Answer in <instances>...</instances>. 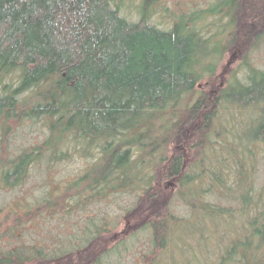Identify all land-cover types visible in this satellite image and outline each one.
<instances>
[{"label": "trees", "instance_id": "obj_1", "mask_svg": "<svg viewBox=\"0 0 264 264\" xmlns=\"http://www.w3.org/2000/svg\"><path fill=\"white\" fill-rule=\"evenodd\" d=\"M159 1L140 0V17L131 20L119 0H0V191H20L34 175L44 184L32 199L17 193L0 205V244L43 212L132 192L141 196L136 208L146 214L137 218L153 244L179 249L183 259L168 264L200 260L208 225L222 249L213 264H264V183L255 186L254 162L255 152H264V70L251 66V81L236 82L237 89L217 84L224 53L264 37V0H215L174 12L167 26L151 20ZM253 21L257 35L248 26ZM221 23L225 29L213 32ZM24 127L42 129L43 139L13 149L10 141ZM177 143L204 146L208 162H221L212 175L232 200L178 217L179 232L165 208L170 196L159 186L167 178L181 185L188 176ZM209 147L218 150L211 155ZM89 152L88 165L64 177L62 163ZM201 172L196 182L206 180L205 166ZM102 218L87 223L83 244L58 254L42 244L0 246V264H84L76 252L95 242L98 259L109 246V221ZM195 231L204 243L191 240ZM172 241L178 244L170 248Z\"/></svg>", "mask_w": 264, "mask_h": 264}, {"label": "rangeland", "instance_id": "obj_2", "mask_svg": "<svg viewBox=\"0 0 264 264\" xmlns=\"http://www.w3.org/2000/svg\"><path fill=\"white\" fill-rule=\"evenodd\" d=\"M139 1L140 0H119V3L121 2L122 13L131 20L138 19L140 17L139 5L141 4ZM214 1L215 0H160L151 14V20L167 26L174 12L198 11L200 8L210 6ZM223 22L224 21H222V23ZM248 26L255 31L254 33L256 35L261 32V29L254 23V21L251 24H248ZM223 28L225 29L224 25H213L212 30L216 33ZM244 40L246 39L244 38ZM247 40H249V38ZM253 43L254 41L247 46L246 50H243L242 47L236 46L224 53L223 62L218 68L219 74L217 84H219L220 88L233 90L237 89L236 82L249 83L251 81L249 78L250 72L251 69H253L250 68L251 66L259 70H264V37L259 39L254 45ZM242 45L245 47L244 43ZM254 74L257 78L260 77L258 72H255ZM200 85L202 86V84ZM248 118H250L249 115L244 117V119ZM239 119L243 120V117ZM224 123H226V128H231L233 125L232 120L229 119L228 121V119L226 120V117ZM239 125V127H241L239 130L242 131V125ZM251 126L255 128L256 124L254 123ZM26 128L27 127L20 128L10 141L13 149H21L42 141V129L37 130L35 127V131H33L34 127L32 129ZM248 129L243 130V132L251 138L254 130L252 129L248 131ZM186 134L190 136V130H187ZM179 145H183L185 151H178L183 150L177 148ZM174 149L177 153L176 155H181L183 158L185 168L182 175L188 173V176L193 177L189 182L187 176L184 178V183L181 185H179L177 179L173 178L164 179L159 183V186H162L170 196L168 197V203L165 208H168L167 211L176 217V221L174 219L171 227L179 232L182 222L179 223L180 220L178 217L185 219V217L190 216V213L192 215L194 212H199L202 209L201 206L208 202H218L220 204L229 205L232 200L228 195H225L220 191V184H215L216 180L212 175L211 169L213 166L216 167L217 165H221V162H218V159H214V157L208 162V160H206L208 157L204 154L206 150L204 146L199 150L198 146L194 143L191 147L189 146V148L183 143H177L174 145ZM207 150L211 152V155H214L213 153L216 152L218 148L209 147ZM255 153V178L257 180L255 186H257L264 183V152L257 150ZM91 154L93 153L89 152L87 155L84 153L77 154L74 156V159H71L72 161L62 163V174L64 177L67 175H74L76 172L86 167L94 156V154ZM170 155L171 154L168 156ZM203 166L208 170L206 180L198 179L200 181L196 182V179L202 176V172H199ZM181 177L182 176H180V178ZM43 185L44 184L41 180H39V176L34 175L30 186L26 185V187L22 188L20 191L19 189L0 191V205L8 202L17 193L22 195L23 192H26L24 196L28 199H32V197H36L40 194ZM34 190L37 192H34ZM229 192L233 193V196L237 194V190L236 192H233V190H230ZM140 198L141 196L138 194L123 192L118 196H111L109 200L102 202L90 200L89 203L85 204L83 209L72 210L64 208L56 213L43 212L41 215H36L33 224L25 227L22 231L18 232L16 236H11L10 239L3 242L1 241L2 243L0 246H2L3 249H9L10 246L13 245H23L26 247L32 244H42L44 246L48 245L49 247H53L54 249L56 248V250H50L51 252H56L52 254H58L65 250L67 251L70 244H83L84 237L88 234L87 223L91 219L92 221L97 220L98 222H102L101 219L105 216L109 221L108 225H106V230L108 232L105 235L107 246L109 245L106 247V254L98 259L96 258L95 242L93 249H89L88 252L85 250L76 252L78 255L77 258L80 260L82 259L84 264H154L157 258L156 264H165V262L168 264L169 260H172L174 257L175 260H177V258L183 259L177 254V252L179 253V249L177 248L172 249V251L167 250V252L164 251L165 249H161L159 245H154L152 242V231L147 227L145 228V226L140 227L143 225V222H138L137 217H142L143 219L146 214L144 209L141 210L136 208ZM131 210L132 213L129 214ZM193 217L194 216H192V218ZM116 219L117 224L113 225ZM140 223L142 224L139 226ZM193 224L195 225V223ZM222 227H224L222 228L223 230L230 229V227L226 225H222ZM208 228L211 229V226L208 225ZM208 228L205 226L206 231ZM209 229L207 232L208 238L206 243L199 240L200 236L197 231L193 232L191 235L190 238L192 241H196V244L203 242V245H206L207 248L202 250L200 249L201 247L199 249L196 247L201 258L200 260H197V258H189L190 264H213L214 261H218L222 249L221 247L219 249L217 245L218 236L214 235L212 237ZM100 243L101 242H98L97 244L100 246ZM177 244L178 243L174 241L170 242V248ZM190 253H193V251Z\"/></svg>", "mask_w": 264, "mask_h": 264}, {"label": "flooded vegetation", "instance_id": "obj_3", "mask_svg": "<svg viewBox=\"0 0 264 264\" xmlns=\"http://www.w3.org/2000/svg\"><path fill=\"white\" fill-rule=\"evenodd\" d=\"M177 148H181V149H183V150H178V151H185L183 145H179V147L177 146Z\"/></svg>", "mask_w": 264, "mask_h": 264}]
</instances>
